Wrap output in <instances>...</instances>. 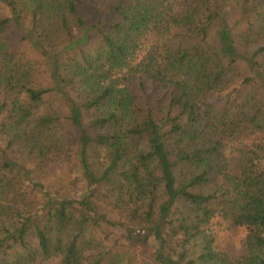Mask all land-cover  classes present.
Returning <instances> with one entry per match:
<instances>
[{
	"label": "trees",
	"instance_id": "trees-1",
	"mask_svg": "<svg viewBox=\"0 0 264 264\" xmlns=\"http://www.w3.org/2000/svg\"><path fill=\"white\" fill-rule=\"evenodd\" d=\"M262 156L264 0H0V264H264Z\"/></svg>",
	"mask_w": 264,
	"mask_h": 264
},
{
	"label": "rangeland",
	"instance_id": "rangeland-1",
	"mask_svg": "<svg viewBox=\"0 0 264 264\" xmlns=\"http://www.w3.org/2000/svg\"><path fill=\"white\" fill-rule=\"evenodd\" d=\"M258 165L261 168H264V156H262L258 160ZM61 165L59 163H55L52 166L48 168L46 171V176H53L55 178L60 177L61 175L69 176L71 179H73V171L78 170V166L75 161H72L71 163H66L63 167V169L59 170ZM104 229H107L104 227ZM248 231L247 228L244 227H231L223 225L222 228L216 227L212 229L213 235H215L217 247L227 251L231 255H236L240 252L244 237L246 232ZM105 245H111L112 243H105ZM121 244H124L125 250V258L127 264H140L143 262H146L148 259L147 251L145 248L140 247L139 245H132L129 244L126 241H121ZM155 246V243L152 241L151 248L153 249ZM41 264H58L56 259H51L48 262H42Z\"/></svg>",
	"mask_w": 264,
	"mask_h": 264
}]
</instances>
